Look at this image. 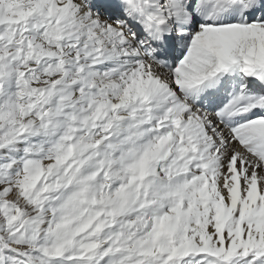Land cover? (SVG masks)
I'll return each instance as SVG.
<instances>
[{
    "label": "snow or ice",
    "instance_id": "1",
    "mask_svg": "<svg viewBox=\"0 0 264 264\" xmlns=\"http://www.w3.org/2000/svg\"><path fill=\"white\" fill-rule=\"evenodd\" d=\"M0 264H264V0H0Z\"/></svg>",
    "mask_w": 264,
    "mask_h": 264
}]
</instances>
